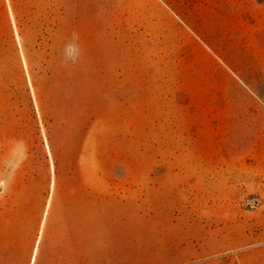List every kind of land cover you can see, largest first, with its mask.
<instances>
[{
  "label": "rangeland",
  "instance_id": "rangeland-1",
  "mask_svg": "<svg viewBox=\"0 0 264 264\" xmlns=\"http://www.w3.org/2000/svg\"><path fill=\"white\" fill-rule=\"evenodd\" d=\"M55 234L72 264H264V2L0 0V264Z\"/></svg>",
  "mask_w": 264,
  "mask_h": 264
},
{
  "label": "crops",
  "instance_id": "crops-1",
  "mask_svg": "<svg viewBox=\"0 0 264 264\" xmlns=\"http://www.w3.org/2000/svg\"><path fill=\"white\" fill-rule=\"evenodd\" d=\"M66 232V231H65ZM61 233V232H60ZM67 237L65 240L58 234L54 236V257L52 264H72L70 261H67ZM43 264V263H42ZM45 264H50L48 260L45 261Z\"/></svg>",
  "mask_w": 264,
  "mask_h": 264
},
{
  "label": "trees",
  "instance_id": "trees-1",
  "mask_svg": "<svg viewBox=\"0 0 264 264\" xmlns=\"http://www.w3.org/2000/svg\"><path fill=\"white\" fill-rule=\"evenodd\" d=\"M260 2H264V0H259Z\"/></svg>",
  "mask_w": 264,
  "mask_h": 264
},
{
  "label": "bare ground",
  "instance_id": "bare-ground-1",
  "mask_svg": "<svg viewBox=\"0 0 264 264\" xmlns=\"http://www.w3.org/2000/svg\"><path fill=\"white\" fill-rule=\"evenodd\" d=\"M53 248V247H52ZM37 250V249H36ZM36 250H35V252H36ZM52 251H54V250H52ZM51 256H52V254H51Z\"/></svg>",
  "mask_w": 264,
  "mask_h": 264
}]
</instances>
